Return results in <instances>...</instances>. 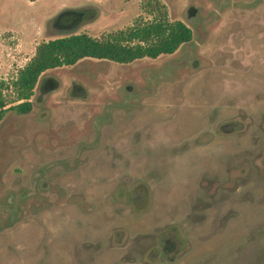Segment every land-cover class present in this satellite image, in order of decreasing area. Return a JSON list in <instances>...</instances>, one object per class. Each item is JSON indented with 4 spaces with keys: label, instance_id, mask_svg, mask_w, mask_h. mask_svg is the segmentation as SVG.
<instances>
[{
    "label": "rangeland",
    "instance_id": "1",
    "mask_svg": "<svg viewBox=\"0 0 264 264\" xmlns=\"http://www.w3.org/2000/svg\"><path fill=\"white\" fill-rule=\"evenodd\" d=\"M160 1L191 28L188 8L199 21L210 14L206 35L193 31L194 64H172L181 49L130 63L85 58L48 69L60 87L43 105L5 112L0 264H264V0ZM144 5L0 0L6 108L21 102L11 81L38 43L123 29L151 18ZM65 7L86 19L59 31L51 23ZM150 68L166 75L151 88ZM131 86L153 92L110 106Z\"/></svg>",
    "mask_w": 264,
    "mask_h": 264
},
{
    "label": "trees",
    "instance_id": "2",
    "mask_svg": "<svg viewBox=\"0 0 264 264\" xmlns=\"http://www.w3.org/2000/svg\"><path fill=\"white\" fill-rule=\"evenodd\" d=\"M34 1V0H30ZM149 19L137 18L130 26L100 37L85 32L68 33L37 44L33 56L20 68L11 87L22 102L6 108L3 90L8 87L0 76V119L9 109L18 113L30 110L29 101L40 74L48 69L70 66L84 58L107 59L129 63L136 59L156 58L173 53L191 39V29L181 20H170L160 0H144ZM85 8L65 7L52 19L59 31L77 27L85 18Z\"/></svg>",
    "mask_w": 264,
    "mask_h": 264
},
{
    "label": "flooded vegetation",
    "instance_id": "3",
    "mask_svg": "<svg viewBox=\"0 0 264 264\" xmlns=\"http://www.w3.org/2000/svg\"><path fill=\"white\" fill-rule=\"evenodd\" d=\"M192 8L193 7L188 8L186 10V12H185V17H186L187 22L189 24H191V26H193V28H191L189 26L190 29H191V39H190V41H188V42H186L184 44H181L176 49V50L181 49V51L183 52V55L179 59H174L172 61V64L173 63L174 64H177V65L194 64L195 61H197V59L192 58V54L194 52L193 43L196 41L195 39H193V31H195L199 37L205 36L206 33H205L204 26H205V24H207V23L210 22V19H211L210 17L211 16L209 14V16L204 17L202 20L199 21V19L197 17V14L196 15L195 14H192ZM218 13L219 12H217L216 14H218ZM194 17H196V18H194ZM258 38H259V36H258ZM170 54H172V53H170ZM136 60H138V59H136ZM109 61H111V60H109ZM76 63H79V62L77 61ZM165 67L169 69V67H167V66H165ZM48 71L49 70H46V71L42 72L40 74L38 80H37V83L35 85V87H36L35 93L32 94L31 97L32 96L33 97L32 98L30 97V99H29V101L31 102V108H30V110L27 111V112H24V113H18L16 111H14L17 116H22V115L25 116V115H28L31 112V110H32V104L33 103H35L37 106L43 105L44 102L46 101L47 96L49 94H51L52 92H54L55 90H57L60 87V84H59V81L57 80V78L55 76H53ZM152 72H153L152 68H150V70H146L144 72V76H145V74H148V75H146L147 76L146 77L147 78L146 80H148V82L150 83V88L153 87L155 81H157L159 79H164L166 77V75H164V73H162V72H159L158 74L157 73H154V72L152 73ZM131 87H132V89L130 91H125L121 95V101H119L118 103H114V102L112 104L110 103V106L121 107L123 105H120V104H124V103L128 102L129 100H133L136 97L139 98L143 94L152 93L153 92V91H150V88H146V87L143 88V89H141V90H138V91H136L134 89V86H131ZM20 101L22 102V100H20ZM118 104L120 106H118ZM109 111H110L109 104H107V106L105 107V113H106V115L105 116H95L92 119V124H93V126H95L97 132L99 131L101 122L106 121V120H110ZM48 114L49 113H48V110L46 108L39 111V115L42 118L44 116L47 117ZM4 115L0 119V122L4 120ZM41 142H42L41 143L42 144L41 147H44V146L46 147L47 146V139H45V140L42 139ZM33 182L35 184V180ZM163 249L165 250V252L167 250L174 249V242L173 241L167 242V244H165V247H163Z\"/></svg>",
    "mask_w": 264,
    "mask_h": 264
}]
</instances>
